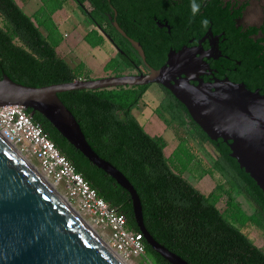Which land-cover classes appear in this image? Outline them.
Returning <instances> with one entry per match:
<instances>
[{"label": "trees", "instance_id": "16d2710c", "mask_svg": "<svg viewBox=\"0 0 264 264\" xmlns=\"http://www.w3.org/2000/svg\"><path fill=\"white\" fill-rule=\"evenodd\" d=\"M50 2L59 4V0H42L41 7L29 16L15 0H0V77L6 74L15 82L36 87L90 78L83 72V63L71 67L56 52L61 37L50 18ZM75 2L94 25L85 35L91 46H97L107 38L117 49V56L124 65L142 62L111 25L108 14L114 18L115 11L116 22L127 36L140 43L151 67L157 68L155 60L165 58L169 43L160 40L162 36L151 19V15L158 12L153 0ZM196 3L200 9L195 16L191 9L192 0H184L173 9L172 17L168 14V22L174 23L172 32L175 29L174 32L179 33L187 28L191 32L199 31L195 32L198 37L208 27L213 32L223 31L232 43L227 54L237 67V72L230 78L243 82L248 89L259 88L264 93V25L234 26L247 2L196 0ZM158 9L164 12L163 3ZM205 19L209 21L207 27L202 24ZM119 60L110 58L105 69L118 67ZM238 60L240 64L236 65ZM147 87L77 89L57 95L77 120L94 151L118 168L133 185L141 202L143 223L160 244L190 264H264V251L217 207L222 193L215 189L202 193L183 177L182 172L173 169L164 155L163 139L146 132L132 114L131 110ZM158 108L174 122V131L181 129L198 145L211 143L182 104L166 98ZM32 118L98 195L123 213L127 225L138 231L128 192L63 139L42 115L35 113ZM185 137H177L178 142ZM211 144L218 153L212 169L230 189H235L253 205V212L247 214L233 199H227L233 219L264 228V193L229 156L227 145ZM144 243L145 254L154 264H170Z\"/></svg>", "mask_w": 264, "mask_h": 264}, {"label": "water", "instance_id": "95a60500", "mask_svg": "<svg viewBox=\"0 0 264 264\" xmlns=\"http://www.w3.org/2000/svg\"><path fill=\"white\" fill-rule=\"evenodd\" d=\"M114 29L136 51L148 71L98 78H77L43 86H29L0 77V106L21 105L39 113L90 163L125 189L134 221L144 241L170 264H190L160 244L143 223L139 196L126 176L99 156L86 140L77 120L58 97L77 89H111L160 84L185 107L210 141L221 138L229 156L264 193V94L227 78L204 82L197 68L208 67L189 48L170 49L165 64L149 66L140 43L108 14ZM211 34L210 28L207 34ZM206 35V34H205ZM200 44V41H199ZM190 80L198 83L191 84ZM0 135V264H121Z\"/></svg>", "mask_w": 264, "mask_h": 264}, {"label": "rangeland", "instance_id": "374dc122", "mask_svg": "<svg viewBox=\"0 0 264 264\" xmlns=\"http://www.w3.org/2000/svg\"><path fill=\"white\" fill-rule=\"evenodd\" d=\"M17 1L20 8L28 15H34V10L40 2L42 3V0ZM237 1L248 3V6L243 11V19L240 21L242 26L246 27L248 25H259L264 23V0ZM85 5L87 9H89V6H87V4ZM49 7H52L50 10V18L53 23L56 25L53 15L58 18L57 22L61 21L56 25L57 31L61 40L66 41L67 44L71 46L72 51L70 56L78 55L80 59H82L88 68L86 70L90 73L91 78L137 73L136 69L132 66H126L121 60H119L116 50L113 52L109 43L106 42L103 46L96 48H91L84 41L81 44L78 43V40L80 39L77 33V25L79 29L83 31L87 26H90L91 23L89 18L77 6L75 0H59V4H52L50 2ZM63 33H66L67 36L63 37ZM109 57L117 58L119 60L118 67L113 69L106 68L107 70L105 69V64L109 61ZM104 60V65H101ZM161 97L162 93L160 89L154 84L149 85L138 104L131 110L132 114L143 126L146 132L152 136H157L163 139L165 143L164 155L173 169L182 172L184 178L202 193H208L213 189H215L216 192L222 193L221 198L216 204L219 210L224 216L232 220L253 243L264 251V228L251 223L241 224L233 219L232 208L226 204L227 199H233V201L247 214L253 212V205L243 195L236 192L235 189H230L220 175L212 169V165L218 158V153L214 149V146L209 142H205L203 145H198L190 139V135L183 133L181 129L174 131V128H172V125H175L174 122H171L167 114L159 111L158 103ZM179 136L186 137L184 139L180 138V142H178L177 137ZM20 155L43 176L39 163L33 157L28 154ZM54 190L60 196L65 198L62 191L59 189ZM226 191H230L229 194H226ZM79 215L84 220V217L81 214ZM91 227L97 237L104 241L99 235L98 228L94 226ZM127 264L154 263L146 256L142 259L134 258V260L127 262Z\"/></svg>", "mask_w": 264, "mask_h": 264}, {"label": "built area", "instance_id": "2783aa9c", "mask_svg": "<svg viewBox=\"0 0 264 264\" xmlns=\"http://www.w3.org/2000/svg\"><path fill=\"white\" fill-rule=\"evenodd\" d=\"M0 135L20 154L33 157L43 176L65 195L67 202L98 228L104 244L126 263L145 258L143 234L127 225L126 217L98 195L95 188L60 152L30 111L21 105L0 106Z\"/></svg>", "mask_w": 264, "mask_h": 264}, {"label": "flooded vegetation", "instance_id": "af4514ba", "mask_svg": "<svg viewBox=\"0 0 264 264\" xmlns=\"http://www.w3.org/2000/svg\"><path fill=\"white\" fill-rule=\"evenodd\" d=\"M184 0H153V3H157V10L158 12L154 13L151 15V19L153 21L154 26L156 27L157 31H159L160 35L162 38L160 40L165 39L169 44H168V51L170 49L172 50H179L183 46H187L189 48V55L190 57H200L202 58L208 65L206 68H197L198 73L194 74L192 73V76L202 78L204 82H213L215 79H224L227 78L228 80L232 82L239 83L241 81H236L230 78L235 72H237V67L234 66L233 63V58L230 57L227 53L230 51V48L232 47V43L227 39V37L224 35V32H213L210 27L211 34H207V30L205 33L201 34L200 36L197 37V33L199 31L194 30V32H191L190 29L181 31L179 33H176L174 31L172 32V28L174 27V23L171 24L168 22V14L174 15V10L181 4ZM227 1V0H225ZM232 2H235L237 4H240L242 2H238L237 0H231ZM163 3V10H159L158 6ZM248 6V3L246 7ZM246 7L243 9V11L246 9ZM174 9V10H173ZM243 11L242 14L235 19V27L241 26L245 28L244 26L241 25L240 21L243 19ZM115 11H114V18H115ZM110 21V20H109ZM264 25V23H261ZM260 25V24H259ZM256 25V26H259ZM250 26V25H248ZM247 27V26H246ZM165 33V35H163ZM206 34V35H205ZM125 39V38H124ZM126 40V39H125ZM127 41V40H126ZM200 41V44H199ZM128 42V41H127ZM129 43V42H128ZM130 45V44H129ZM131 47V45H130ZM117 50V49H116ZM131 51H133L134 55L138 54L136 51L131 47ZM165 55V58H158L156 59V64L158 65L157 68L165 64L166 59H167V53ZM142 61V60H141ZM148 64V63H147ZM240 61H237L236 65H239ZM149 65V64H148ZM150 66V65H149ZM132 67L136 69V72H147L148 68L145 66L143 62L137 63L136 61H133ZM131 74V73H130ZM136 74V73H133ZM191 84H197V80H190ZM156 85L161 93L162 97L159 100V104L166 98H169L173 100L175 103H180L172 94L169 90L164 88L160 84ZM153 84H148L153 85ZM246 86V85H245ZM259 89V88H258ZM261 93V92H260ZM264 94V93H261ZM181 104V103H180ZM228 141H224L221 138H217L215 141H211V143H215L219 145L220 143H223L227 145ZM228 146V145H227ZM215 149V147H214Z\"/></svg>", "mask_w": 264, "mask_h": 264}, {"label": "crops", "instance_id": "0c3cea01", "mask_svg": "<svg viewBox=\"0 0 264 264\" xmlns=\"http://www.w3.org/2000/svg\"><path fill=\"white\" fill-rule=\"evenodd\" d=\"M17 3L18 1L15 0ZM19 4V3H18ZM40 5H42V3L40 2L37 6V8L34 10V12H36L38 10V8L40 7ZM33 12V13H34ZM28 15V14H27ZM29 16H33V15H29ZM53 19L54 21L56 22V25L57 23H60L61 21L57 22L58 21V18L55 17V15H53ZM91 23V22H90ZM57 27V26H56ZM94 28V25L91 23L90 26H87L85 28V30L81 31L77 25V33H78V36H79V39L78 40V43L81 44L83 41L89 45L91 48H96V47H101L103 46L106 42L110 44V48H112L113 52L116 50V48L113 46V44L110 42V40H108L107 38H105L99 45L97 46H91L86 40H85V35L87 34V32H89L90 30H92ZM40 29L42 30V32L44 34H46L45 30L43 28L40 27ZM66 37V33H63V37ZM56 52L58 53L59 56H61L71 67H75L77 64L79 63H83L85 65V63L82 61V59H80V57L77 55H74V56H70L71 54V46L69 44H67L66 41H62L60 40L59 44L56 46ZM116 54H117V50H116ZM114 57V56H113ZM108 58V57H107ZM106 58V59H107ZM110 58V57H109ZM112 58V57H111ZM104 62L105 60L102 62L101 65H104ZM88 69L85 65V67L83 68V72L84 73H88L89 77L91 78L90 76V73L86 70ZM184 177V176H183ZM209 193V192H208ZM207 194V193H205Z\"/></svg>", "mask_w": 264, "mask_h": 264}, {"label": "bare ground", "instance_id": "6f19581e", "mask_svg": "<svg viewBox=\"0 0 264 264\" xmlns=\"http://www.w3.org/2000/svg\"><path fill=\"white\" fill-rule=\"evenodd\" d=\"M10 144V143H9ZM10 146L16 151V153L28 164L29 167H31V169L36 173V175L51 189V190H54L53 188V185L44 177L42 176L41 174H39L35 168H33V166H31L29 164V162L27 160H25V158L23 156H21L19 154V152L15 149V147L13 145L10 144ZM57 194V193H56ZM58 197L61 199V201L70 209V211L79 219V221L82 222V224L94 235V236H97L93 230V228L87 223L85 222L81 216L79 215V213L77 211H75L71 206L70 204L67 202L66 198H64L63 196H60L58 194ZM101 240V239H100ZM102 241V240H101ZM102 243L104 244V242L102 241ZM105 245V244H104ZM105 247H107L105 245ZM114 257L121 263V264H127L125 261H123L122 259H120L116 254H114Z\"/></svg>", "mask_w": 264, "mask_h": 264}, {"label": "clouds", "instance_id": "9594fccd", "mask_svg": "<svg viewBox=\"0 0 264 264\" xmlns=\"http://www.w3.org/2000/svg\"><path fill=\"white\" fill-rule=\"evenodd\" d=\"M191 9H192L193 16H195L199 12L200 5L196 3V0H192ZM202 24L204 27H207L209 24V21L205 19L204 21H202Z\"/></svg>", "mask_w": 264, "mask_h": 264}]
</instances>
